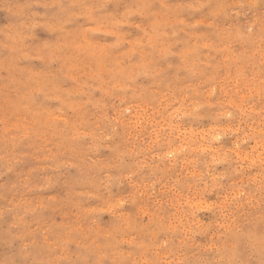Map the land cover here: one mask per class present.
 Returning <instances> with one entry per match:
<instances>
[{
  "label": "clouds",
  "instance_id": "1",
  "mask_svg": "<svg viewBox=\"0 0 264 264\" xmlns=\"http://www.w3.org/2000/svg\"><path fill=\"white\" fill-rule=\"evenodd\" d=\"M0 264H264V0H0Z\"/></svg>",
  "mask_w": 264,
  "mask_h": 264
}]
</instances>
